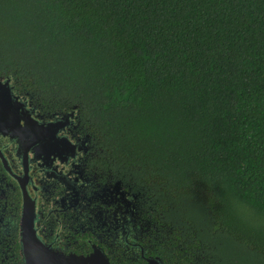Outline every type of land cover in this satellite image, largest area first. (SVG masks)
I'll use <instances>...</instances> for the list:
<instances>
[{
	"label": "trees",
	"instance_id": "trees-1",
	"mask_svg": "<svg viewBox=\"0 0 264 264\" xmlns=\"http://www.w3.org/2000/svg\"><path fill=\"white\" fill-rule=\"evenodd\" d=\"M0 80L77 113L146 257L264 264V0H0ZM18 215L0 264H26Z\"/></svg>",
	"mask_w": 264,
	"mask_h": 264
},
{
	"label": "flooded vegetation",
	"instance_id": "flooded-vegetation-1",
	"mask_svg": "<svg viewBox=\"0 0 264 264\" xmlns=\"http://www.w3.org/2000/svg\"><path fill=\"white\" fill-rule=\"evenodd\" d=\"M13 98L21 119L31 125L64 123L54 134L58 143L46 147L49 135L40 137L31 127L20 134L0 130L2 215L8 208L19 212L21 236L26 189L28 208L33 203L36 212L37 234L53 249L82 255L99 250L112 264L146 263L139 195L125 181L116 180L111 169L99 171L90 156L91 136L77 113L69 119V113L47 115L29 99L15 94Z\"/></svg>",
	"mask_w": 264,
	"mask_h": 264
},
{
	"label": "water",
	"instance_id": "water-1",
	"mask_svg": "<svg viewBox=\"0 0 264 264\" xmlns=\"http://www.w3.org/2000/svg\"><path fill=\"white\" fill-rule=\"evenodd\" d=\"M13 90L9 80H0V130L2 132L14 131L21 133L27 127H31L35 134L40 137L49 135L44 146L58 143L54 134L59 131L64 122L55 121L49 123L47 127L40 126L37 123H31L24 118L21 119L18 112V104L14 101ZM74 116V112H70L66 118ZM57 141V142H56ZM44 146L42 148H44ZM28 193L24 190V208L21 221V252L26 264H112L108 256L102 251L95 250L89 255L76 253H62L57 251L42 241L35 229V208H28ZM144 264H165L158 258H147Z\"/></svg>",
	"mask_w": 264,
	"mask_h": 264
}]
</instances>
